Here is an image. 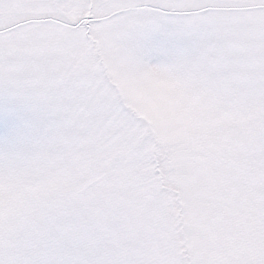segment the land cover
<instances>
[{"label":"snow or ice","instance_id":"1","mask_svg":"<svg viewBox=\"0 0 264 264\" xmlns=\"http://www.w3.org/2000/svg\"><path fill=\"white\" fill-rule=\"evenodd\" d=\"M0 264H264V0H0Z\"/></svg>","mask_w":264,"mask_h":264}]
</instances>
